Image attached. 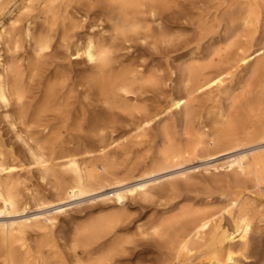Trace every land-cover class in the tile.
<instances>
[{
	"label": "bare ground",
	"instance_id": "1",
	"mask_svg": "<svg viewBox=\"0 0 264 264\" xmlns=\"http://www.w3.org/2000/svg\"><path fill=\"white\" fill-rule=\"evenodd\" d=\"M158 1L0 0V108L25 145L21 153L0 147V215L9 217L0 219V264H133L129 248L136 240L126 199L135 195L165 196L148 226L153 256H145V264H238L261 247L251 235L264 231V0H197L195 49L177 69L167 65L163 72L117 53L134 35L168 39L162 17L158 32L150 23L159 18ZM21 8L25 14L16 24ZM105 22L114 30L109 38ZM57 36L62 55L54 51ZM23 41L34 57L19 52ZM5 45L9 56L2 53ZM73 55L84 57L89 70H74ZM154 86L163 96L150 103L146 93ZM207 92L225 93L226 105L205 112L200 96ZM100 105L114 116L122 113L126 126L119 134L110 131L119 117L102 109L96 114ZM175 112L180 119L167 123ZM205 116L213 125L210 142ZM89 124L96 144L68 146L73 127ZM158 124L157 153L122 174V165L106 157L109 146ZM219 155L227 159L210 166L227 165L231 174L197 187L194 171L184 165ZM34 169L52 182L49 194L21 187L20 174ZM153 172L169 175L123 185ZM111 185L119 187L103 198L114 201L110 209L77 222L65 237L54 225L72 207L20 216Z\"/></svg>",
	"mask_w": 264,
	"mask_h": 264
},
{
	"label": "rangeland",
	"instance_id": "2",
	"mask_svg": "<svg viewBox=\"0 0 264 264\" xmlns=\"http://www.w3.org/2000/svg\"><path fill=\"white\" fill-rule=\"evenodd\" d=\"M197 0H160L158 2H155L157 7L158 13L160 11L164 14L159 15L158 13L156 14L157 18L156 21L152 20V17H150L151 21L150 23H155L156 25L158 24V21H163L162 25L167 29L169 35L168 39L166 41H162L160 38L155 36L151 37H146L140 34L139 35H134L127 43H122L126 44L125 46L128 47H123L122 45L120 46L121 49L117 51L118 55L120 58L125 59L126 62H131L130 60H134L133 63H135V58H137L136 62L140 63L142 62L141 60H145L143 63L148 66H151V69L156 67V69H160V66L162 69H160L161 72H163V68L175 67L177 69L181 63L185 60L188 59L190 56L189 51L192 49L194 50L195 48V42H196V36L198 32V27L196 29V25L198 26V21L197 23L195 22L198 18H196L199 8H193L197 2ZM160 10V11H159ZM198 11V12H196ZM25 9L21 8L15 13L14 19L15 23L19 24L24 16ZM196 12V14H194ZM198 17V16H197ZM196 19V20H195ZM159 21V22H160ZM108 23V24H107ZM8 26L9 31H12V24H9ZM157 32L159 31L158 25L156 26ZM36 26L37 30H39V18H36ZM112 26L109 24V22L104 23V29L103 32L105 35H113L114 30L111 29ZM158 28V29H157ZM113 30V33H111ZM111 33V34H110ZM60 36V35H59ZM109 36V37H110ZM108 37V38H109ZM137 37V38H136ZM140 37V38H139ZM156 40H155V39ZM60 38L56 39V43H54V47L59 55L63 53V48L61 44V39ZM159 39V40H158ZM60 41V42H59ZM164 42V43H163ZM128 44V45H127ZM130 44V47H129ZM12 43L10 44V46ZM58 45V46H57ZM58 47V48H57ZM123 47V48H122ZM194 48V49H193ZM11 51H8L7 45L4 46V49L2 50V53L5 56H9ZM19 52L24 54L27 57H34V50L32 45H29L25 41H23V46L19 49ZM60 52V53H59ZM191 52V51H190ZM124 55V57H122ZM126 55V56H125ZM189 55V56H188ZM128 56V57H127ZM73 69L76 71H80V73L83 71L82 68L89 70L88 63H85V58L81 56H75L73 55ZM132 57V58H131ZM141 58V59H140ZM76 60V61H75ZM180 63V64H179ZM184 63V62H183ZM87 64V65H86ZM154 67L152 68V65ZM86 65V66H85ZM155 69V68H154ZM82 70V71H81ZM75 71V72H76ZM238 80V78H237ZM235 82V81H234ZM237 82V81H236ZM156 88V89H155ZM158 88V89H157ZM162 89V88H161ZM162 90H160V87H150L149 92L146 93V95L149 97V102L152 103V100L156 99V103L158 101L159 96ZM163 92V91H162ZM212 93H203L200 96L201 103L202 105L206 106L204 108L205 112L207 110H219V105H226L227 99H226V94L225 93H219V92H213ZM160 99V98H159ZM155 101H153L154 103ZM100 104V102H99ZM98 104V105H99ZM97 105V103H96ZM102 106V107H101ZM98 107V106H96ZM101 107V108H100ZM99 109H95V113L98 114V110L105 113H110L108 116V113L106 114L108 117H114L115 119H119L116 122L111 123L112 126L108 127L106 130L108 132L111 131V129H115L114 134L117 135L120 133L121 129L126 126V121L123 120L122 113L117 112V114L114 116L112 115V112L110 110H107L103 108V105H100ZM3 110V111H2ZM105 110V111H104ZM2 111V112H1ZM98 112V113H97ZM102 112L101 115H105ZM93 114V113H92ZM3 115H5L4 109L0 108V147L3 149H8V150H15L17 153L22 152L25 149L24 143L18 138L17 133L10 128V125L8 122L6 123ZM112 115V116H111ZM118 115V116H117ZM106 116V117H107ZM117 116V117H116ZM168 118L166 119L167 123H173L176 122L177 120L175 119H180V114L174 113V115H169L167 116ZM122 118V120H121ZM205 121L207 122V127L204 128L208 132L205 136L204 139L208 142L211 141V135L213 131V125L212 121L205 116ZM221 119V118H220ZM122 121V122H120ZM119 122V123H118ZM125 123V126L123 124ZM122 123V125H121ZM115 125L120 126L118 128L115 127ZM160 124H158L159 126ZM123 126V127H121ZM157 125L153 126L150 128L147 133L141 137H129L127 136L124 137L121 142L122 144L118 145L117 142L112 143L109 148H108V153H107V158H112L115 160V162H119L122 165L121 171L122 174L125 173V170L128 169L131 166H134L136 164L139 165L142 164L143 162H148L150 158L157 153L159 148L161 147V140L159 139L160 136L158 135V130L160 126L158 127ZM76 133L73 127V130L71 134H69L66 137V142L68 143L67 145L72 148H77V147H84L86 146H92L94 143L98 141L96 138L93 139L94 137L92 136V131H91V125H88V128L80 129L78 127H75ZM110 128V131H109ZM218 128V126H216ZM87 129V131H86ZM117 129V130H116ZM81 130V131H80ZM89 130V131H88ZM83 140V142L80 140L81 138L78 136V134ZM119 131V132H118ZM87 132V137L91 135V139L89 136V140L93 141L92 144L89 143L90 141L84 139V136H86ZM91 134H90V133ZM116 132V133H115ZM77 136H73V134ZM83 134V135H82ZM70 136V137H69ZM83 136V137H82ZM69 137V138H68ZM68 139V140H67ZM95 140V142H94ZM111 140V139H110ZM109 140V141H110ZM107 140V142H109ZM65 142V145H66ZM81 143L82 145H79ZM86 143V144H83ZM66 145V146H67ZM78 145V146H77ZM67 146V147H68ZM69 147V148H70ZM153 154V155H152ZM152 155V156H151ZM151 156V157H150ZM149 159V160H148ZM227 159V155H219L216 158H211L210 156L207 157H201L198 159H193L192 161L188 162L185 164L184 168H187L188 170H193L194 171V177L197 181L198 184H196L197 187L202 188L208 183H214L215 181L226 178L231 174V168L227 165L224 166H219L218 168L211 167L210 164L217 163V162H222L223 160ZM93 158H89L86 160V162H91L93 161ZM125 175V174H124ZM169 175L168 173H149L145 175H139L136 177H130L126 181L123 182V185H130L135 182H142L145 180L151 181L153 178L161 179L163 177H166ZM20 180H21V187L23 189H35L36 191H39L40 193H46L49 194L52 191V182L43 180L40 177V174L37 170H31V171H24L20 174ZM119 185H111L109 187H104V188H99L96 190H93L88 193V195H85L83 197H76L73 199H60V200H52V202L47 203L45 206L42 207H32L31 209L26 210L25 212L21 213L20 216L22 217H28V216H33L35 214H39L41 212H48V211H54L58 209L60 206L65 207V208H71L70 212L67 215H61L54 225L55 230L62 235L63 237L67 236L70 234L71 230L75 226L77 222H81L84 220H87L91 216L98 215L101 213H104L110 209V205L114 204L113 200H103V198L107 197L108 195H111L116 188H118ZM163 200H165L164 195H155L154 197H149V198H144L139 195L135 196H129L126 199V205L128 207V211L130 213V218L132 220V227L130 232L134 234L136 242L130 244V253L133 257V264H145L147 259L153 256V253L150 252L153 248L152 244V236L147 232L150 229H148L150 221L158 216L161 212L162 204H160ZM9 217H6L5 215H0V219H7ZM140 229H143V232L140 233ZM257 230V229H256ZM251 241L252 243H256V241H259V246L261 247L258 248V246L255 248L257 252H251L250 255L246 258L239 257L238 258V264H264V231L262 230L260 233H253L251 235ZM255 241V242H254ZM258 244V243H257ZM151 245V246H150ZM261 248V250H260ZM255 249L253 251H255ZM150 250V251H149ZM149 251V252H148ZM259 251V252H258ZM152 253V254H151ZM151 254V255H150ZM149 255V256H147ZM145 256H147L145 258ZM145 258L146 260H142ZM136 259V262L134 261ZM143 262V263H142Z\"/></svg>",
	"mask_w": 264,
	"mask_h": 264
}]
</instances>
